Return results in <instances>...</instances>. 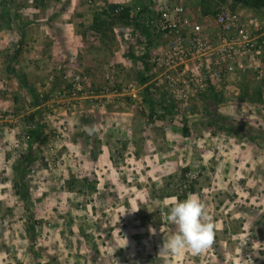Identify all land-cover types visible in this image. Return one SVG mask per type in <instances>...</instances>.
I'll return each instance as SVG.
<instances>
[{
  "label": "rangeland",
  "instance_id": "374dc122",
  "mask_svg": "<svg viewBox=\"0 0 264 264\" xmlns=\"http://www.w3.org/2000/svg\"><path fill=\"white\" fill-rule=\"evenodd\" d=\"M57 1L58 5L65 4L63 9L72 4V0ZM79 1L81 6H90L86 0ZM222 1V7L238 11L251 23L257 22L261 28L258 33L264 31L263 0H246L248 4ZM178 2L199 20L205 19L206 6L212 8V4L199 0ZM45 3L0 0V54L11 57L19 47L30 63L41 60L40 50L35 51L34 61L30 59L32 40L24 44V39L32 38L35 32L28 13L33 14L23 12V8ZM94 4L92 9L98 8ZM13 5L22 8L11 11ZM108 8L105 18L96 12V32L86 36L96 41L95 36L102 35L98 29L103 19L109 29L112 27L109 36L117 37L119 28L124 35L140 28L139 24L135 28L130 22L125 24L113 15L112 6ZM64 11L65 20L73 24L76 12H68L67 8ZM204 27L216 29L211 20L205 21ZM133 64L139 69L136 61ZM81 72L87 74L70 72L59 91L45 92V87L52 86L45 83L35 93L40 102L54 101L33 116L48 137L37 157L39 166L25 163L27 151L14 154L18 159L13 161L0 149V264H112V254L119 264H264V77L251 80L246 74L244 93L238 90L240 81L221 84L212 93H197L189 108L174 106L172 114L165 117H161V105L155 107V113L144 104L135 106L136 113L146 114L145 128L141 124L140 138L130 140L126 149L118 137L107 142L108 167L102 165L100 154L104 150L98 151V147L92 154H85V162L75 156L68 121L73 109L92 99L71 101L66 107L59 94L69 91L74 76ZM117 75L112 71V78L117 79ZM53 80L55 77L49 79ZM127 87L135 89V85ZM22 93L20 99L28 97ZM250 95L259 97L263 104L246 99ZM129 99L105 106L111 113L120 112L121 104ZM65 110L67 113L62 115ZM12 111L27 112L22 106ZM102 123L97 121L92 127L97 128L95 132L102 131ZM114 127L111 124L113 131ZM56 132L63 137H56ZM167 144L175 149L172 153ZM186 148H190V155ZM190 194L206 205L215 224L214 243L200 255L185 251L180 256H159L164 235L176 230L168 220V207L175 202L173 198L183 201ZM150 229H155L154 235Z\"/></svg>",
  "mask_w": 264,
  "mask_h": 264
},
{
  "label": "crops",
  "instance_id": "0c3cea01",
  "mask_svg": "<svg viewBox=\"0 0 264 264\" xmlns=\"http://www.w3.org/2000/svg\"><path fill=\"white\" fill-rule=\"evenodd\" d=\"M10 1L13 4L14 0ZM44 1L46 2L45 4L38 6L36 4L34 6L31 5L27 8H23V12H30L33 14L30 15L28 13V15L33 18L31 23L32 29L35 32L32 38L26 37L24 39V44L29 45L31 40L34 42V44H32L33 47L30 45L33 48V56H31L30 59H34V53L36 50H40L42 58L40 61L33 60L38 63H30L27 56L22 54L23 52L19 47H17V53L11 57L5 56V53L0 54V102L5 109L10 108L11 110H16L18 106H22L26 109L29 105L32 114L34 113L32 116L36 117L39 113L44 111L47 105L54 102L52 100H46L42 102L39 101L38 103L35 93L38 92V88L42 87V84L52 83L51 87H45L44 89L48 90H45L47 93H54L56 90L59 91L63 87L62 85L64 82L62 81L69 75L70 72L84 71L87 73L85 75L89 77L90 86L97 89L99 86L108 84L112 71H117L119 73V76L117 75V81L120 86L127 87L135 85V89L131 90V97H127L130 99L121 104L122 110H120V112L111 113L110 107L105 106L106 104L96 105L93 100H88L85 103L79 104L78 108L73 109L75 112L71 111L72 115L68 121L70 132L73 134L72 140L74 151L76 152V158H81L82 162H85L83 159L85 154H92L98 147V151L104 150L100 154V161L102 162V165H108L109 151L107 150L108 147H106L108 141L111 142L113 138L118 137L119 140L122 141L123 148L126 149L130 145V140H137L141 136L139 130L141 128V124L143 125L145 122L146 114L143 113L141 115L136 113L133 108L144 104L147 109L150 108V110H153V106H160L150 99V93L154 88L152 83L160 75V73H156L154 70L151 73V68L147 63V57H140L132 47L129 39L131 34L135 32L134 29L130 32H126L124 35V30L119 28L120 34H117V37L115 35L109 36V32L111 33L112 27L109 29V24L103 19L99 24L100 30L98 29L102 35L95 36L96 41L85 34L89 32H96L94 27L97 28L98 26V23L95 22L97 21L98 16L95 17V14L100 11L102 17L105 18L106 12H109V6L121 5L123 7H134L136 5H142L145 7V19H147L155 14V11H151L149 7H158L159 2L163 0H96L94 4V6L97 5L96 7H98L96 9H92V5L89 7L81 6V2L79 0H72V4L65 6V8H67L68 12H76V20L73 24H69L64 18V13L66 12L64 11L65 8L63 9V6L65 4L58 5L56 3L58 2L57 0ZM17 4L19 5V3ZM19 8H22V6L13 5L10 10L16 11ZM67 17L68 19L71 18L69 16ZM123 22L126 21L123 20ZM125 24L130 23L126 22ZM131 24H134L132 27L135 28L139 23ZM102 26H104L102 28L103 30H101ZM139 26L140 28L137 29L141 30L142 25L139 24ZM144 29H146L144 31L145 35L151 40H149V43H153L155 39L156 41L159 40L158 34L153 33L147 28ZM21 43L22 41L20 44ZM133 60L138 64V71L134 67ZM16 70H20V72L17 73ZM145 71L146 73L149 71V76H145ZM247 74L248 76H251V80H254L251 73ZM245 75L246 74L241 75V84L238 88L240 92L242 90L241 93H244L247 88V86H245V82L247 81ZM21 77H25L24 84L20 79ZM54 77L55 81L53 80L50 82L49 79H54ZM133 80L135 81V84H132ZM263 81L264 80L261 82ZM219 87L220 86H214L212 88H215V90L218 91ZM21 90L23 93L28 95L27 98L20 99ZM39 90L42 92L41 89ZM262 90L264 92V84ZM164 95H168V90L164 91ZM248 98L253 100V102L258 100L255 103L256 105L264 103L259 100V97L254 99V97L250 95L249 97L247 96L246 99ZM162 99L163 101L167 100L166 97H163ZM227 101H229V99H227ZM61 103L67 104L66 107L69 106V103L67 102L65 103L61 101ZM238 104H240V102H238ZM174 106L177 107L175 101H173L170 106H164L170 108H163L161 114L165 116L164 113H168V110L174 111ZM65 113H67L66 110L61 111L62 115ZM112 114L117 116L113 117ZM97 121L103 122L102 124H99L103 125L102 131L100 132H95L97 128H95V130L92 128L97 126ZM111 124L115 125V131L112 130ZM2 128H4L5 131L2 130ZM143 128H145L144 125ZM168 134L169 133H166L167 139H169ZM248 137L252 138L251 135ZM47 138L48 137L45 132L42 128H40L35 134L33 142L29 145L28 159L25 160V163H27L28 166H33L35 164L39 166L37 164V157L44 147V144L47 142ZM184 139H188V137H184ZM13 140L14 133H12L8 128L0 126V149H4L7 156H11L12 160L15 161V158L18 159V157L13 153H9L10 144ZM167 146V150L170 153L175 150L171 149V145L167 144ZM38 147H40V149L37 150ZM189 149L190 148L185 149L187 152L186 154L191 153ZM62 155L63 154L61 153V159L63 158ZM184 158L186 157L184 156ZM158 159L159 157H157V160ZM187 159L189 158L187 157ZM109 160L110 162L112 161L111 152ZM134 160L137 162L138 159L134 158ZM79 165L81 166L80 161ZM108 167H110V165H108Z\"/></svg>",
  "mask_w": 264,
  "mask_h": 264
},
{
  "label": "built area",
  "instance_id": "2783aa9c",
  "mask_svg": "<svg viewBox=\"0 0 264 264\" xmlns=\"http://www.w3.org/2000/svg\"><path fill=\"white\" fill-rule=\"evenodd\" d=\"M210 1L212 8L207 10L204 20L215 24L213 31L206 29L205 21L197 19L178 0H163L158 7L150 6L155 14L147 19L145 7H130L128 21L142 25L141 30L131 34V45L140 57H147L151 73L153 70L160 73L152 83L151 96L156 104L170 106L175 101L177 107L185 109L191 106L197 93L238 82L243 74L251 73L254 80L264 77V31L258 33L261 28L257 22L251 23L238 11L222 7L221 0ZM86 2L93 5L96 0ZM122 11L123 6L119 5L112 12L119 17ZM144 28L158 34L159 40L149 43ZM149 74L145 71V76ZM92 87L89 77L81 72L74 76L70 90L60 93L59 98L67 103L92 99L105 105L132 95L128 87L120 86L112 77L108 84L97 89ZM165 90H168L167 96ZM163 97L167 100L163 101ZM26 110V113L16 114L0 102V126L9 127L14 133L10 144L13 154L28 152L39 130L38 118H33L29 105ZM53 151L51 149L52 154Z\"/></svg>",
  "mask_w": 264,
  "mask_h": 264
},
{
  "label": "clouds",
  "instance_id": "9594fccd",
  "mask_svg": "<svg viewBox=\"0 0 264 264\" xmlns=\"http://www.w3.org/2000/svg\"><path fill=\"white\" fill-rule=\"evenodd\" d=\"M168 207V220L175 225V233L164 235L159 256H180L185 251L200 255L214 243L215 224L206 210V205L190 194L183 201L176 198ZM135 212V211H134ZM155 234V229H150ZM112 264L119 260L111 256Z\"/></svg>",
  "mask_w": 264,
  "mask_h": 264
},
{
  "label": "trees",
  "instance_id": "16d2710c",
  "mask_svg": "<svg viewBox=\"0 0 264 264\" xmlns=\"http://www.w3.org/2000/svg\"><path fill=\"white\" fill-rule=\"evenodd\" d=\"M207 1H209V2H207ZM222 1V0H221ZM223 1H225V0H223ZM222 1V2H223ZM237 2H241V3H243V4H248V2L246 1V0H236ZM201 2V1H200ZM201 3H210V4H212V2L210 1V0H205V1H202ZM262 3H264V0H263V2ZM117 6H119V5H113L112 6V8L114 9L115 7H117ZM209 9V6H206V8H204V10H208ZM129 13H130V6L129 7H123V11H122V14L119 16V18H121L122 20H125V21H127L128 22V18H129ZM98 20V19H97ZM146 30V29H145ZM144 30V31H145ZM21 79V81L24 83V81H25V77H21L20 78ZM210 91H211V93L212 92H215V90H214V88H211V89H209ZM259 93H260V91H259ZM37 101H38V103H39V99H37ZM164 109H167V108H170V107H164V104H162L161 105ZM153 111H154V113L156 112L155 111V106H153ZM172 110H168V113H164L165 115L166 114H172ZM151 116H153V114L151 115ZM161 117H165L163 114L161 115ZM185 121V123H187V121H186V119L184 120ZM37 133V132H36ZM35 133V134H36Z\"/></svg>",
  "mask_w": 264,
  "mask_h": 264
}]
</instances>
